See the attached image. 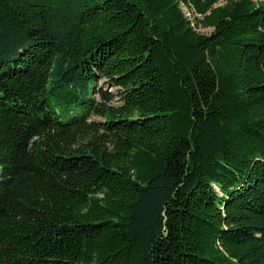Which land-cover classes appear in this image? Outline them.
<instances>
[{
  "label": "trees",
  "instance_id": "trees-1",
  "mask_svg": "<svg viewBox=\"0 0 264 264\" xmlns=\"http://www.w3.org/2000/svg\"><path fill=\"white\" fill-rule=\"evenodd\" d=\"M0 264H264V0H0Z\"/></svg>",
  "mask_w": 264,
  "mask_h": 264
},
{
  "label": "rangeland",
  "instance_id": "rangeland-1",
  "mask_svg": "<svg viewBox=\"0 0 264 264\" xmlns=\"http://www.w3.org/2000/svg\"><path fill=\"white\" fill-rule=\"evenodd\" d=\"M184 12L186 13V15L191 18L192 20L195 18V15L192 14V12H190L186 7H184ZM200 30L202 32H209V29H205V28H200ZM98 88H102L103 90L108 89L109 91H112L113 93H116V89L115 88H110L107 83H105L104 81H100ZM113 105V104H111ZM98 120H102V117H97Z\"/></svg>",
  "mask_w": 264,
  "mask_h": 264
}]
</instances>
